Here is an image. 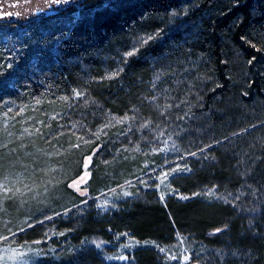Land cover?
I'll list each match as a JSON object with an SVG mask.
<instances>
[{
    "label": "trees",
    "instance_id": "16d2710c",
    "mask_svg": "<svg viewBox=\"0 0 264 264\" xmlns=\"http://www.w3.org/2000/svg\"><path fill=\"white\" fill-rule=\"evenodd\" d=\"M10 25L23 59L0 100L33 106L70 98L69 119L92 128L135 109L171 120L181 127L183 154L196 153L186 158L191 170L173 178L175 188L251 195L250 210L239 211L201 197L163 202L147 189L107 218L54 219L71 230L73 244L130 232L167 245L184 234L212 250L202 264H264V0H84ZM42 229L13 239L35 240ZM134 259L164 264L152 248H138ZM53 264L105 261L96 248L80 247Z\"/></svg>",
    "mask_w": 264,
    "mask_h": 264
},
{
    "label": "rangeland",
    "instance_id": "374dc122",
    "mask_svg": "<svg viewBox=\"0 0 264 264\" xmlns=\"http://www.w3.org/2000/svg\"><path fill=\"white\" fill-rule=\"evenodd\" d=\"M80 3L69 0L57 7L53 0H0V92L12 86L17 65L23 59L12 39L18 31L10 23H28L45 16V10L79 8ZM34 52L35 48L29 55ZM70 104L74 105L70 98L33 106L0 100V183L8 189L5 192L0 187V264H53L65 252L80 247L96 248L105 264H136L134 253L138 248L154 249L164 264L211 260L212 250L184 234L167 245L137 239L130 232L116 233L108 239L94 233L81 245L70 241L71 230L54 219L64 216L68 221L72 216L88 214L107 218L126 201L152 188L163 202L169 196L181 200L201 197L231 203L239 211L252 206L251 195L244 188L235 193L207 188L185 194L173 186L174 177L191 170L186 158L195 156L183 154L180 125L171 120L158 121L135 109L126 116H111L92 128L69 119ZM38 224L43 229L35 240L13 239Z\"/></svg>",
    "mask_w": 264,
    "mask_h": 264
},
{
    "label": "snow or ice",
    "instance_id": "6c2138e0",
    "mask_svg": "<svg viewBox=\"0 0 264 264\" xmlns=\"http://www.w3.org/2000/svg\"><path fill=\"white\" fill-rule=\"evenodd\" d=\"M54 3H62V2H67V0H53ZM6 15H12L11 13H6ZM16 15H19V13H16ZM131 55V53H129ZM77 96L80 95V93H76ZM79 145H76V147H78ZM192 155H195V153H192ZM89 161L92 159L91 156H89L87 158ZM175 171V169H174ZM168 173H165V176H167ZM0 187H4V184L3 183H0ZM4 191L7 192L8 189L6 187H4ZM122 259H124V257H121ZM185 259H187V257H185Z\"/></svg>",
    "mask_w": 264,
    "mask_h": 264
},
{
    "label": "water",
    "instance_id": "95a60500",
    "mask_svg": "<svg viewBox=\"0 0 264 264\" xmlns=\"http://www.w3.org/2000/svg\"><path fill=\"white\" fill-rule=\"evenodd\" d=\"M69 0H67V2H68ZM80 2H82V1H84V0H79ZM61 3H56V6L58 7L59 5H60ZM51 8H52V6H50ZM42 11H44V10H42ZM59 10L58 9H51V10H45L44 12H45V15L47 16H50V15H53V14H55V13H57Z\"/></svg>",
    "mask_w": 264,
    "mask_h": 264
},
{
    "label": "flooded vegetation",
    "instance_id": "af4514ba",
    "mask_svg": "<svg viewBox=\"0 0 264 264\" xmlns=\"http://www.w3.org/2000/svg\"><path fill=\"white\" fill-rule=\"evenodd\" d=\"M55 5H56V3H55ZM50 6H53V4H51ZM50 6H49V7H50ZM50 8H51V7H50ZM59 11H60V10H59Z\"/></svg>",
    "mask_w": 264,
    "mask_h": 264
}]
</instances>
